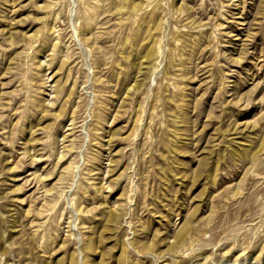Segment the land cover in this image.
I'll use <instances>...</instances> for the list:
<instances>
[{"label":"rangeland","instance_id":"374dc122","mask_svg":"<svg viewBox=\"0 0 264 264\" xmlns=\"http://www.w3.org/2000/svg\"><path fill=\"white\" fill-rule=\"evenodd\" d=\"M0 264H264V0H0Z\"/></svg>","mask_w":264,"mask_h":264},{"label":"bare ground","instance_id":"6f19581e","mask_svg":"<svg viewBox=\"0 0 264 264\" xmlns=\"http://www.w3.org/2000/svg\"><path fill=\"white\" fill-rule=\"evenodd\" d=\"M153 54H154V49L151 48L146 54V61L147 62L152 59ZM148 67H149V64H148ZM139 85H140V83L137 81L134 86L136 87V89H138ZM130 88H132V87H130ZM130 88H128V92L130 91ZM31 161H33V159H31ZM197 237H199V234L192 235V231L190 232V228L187 227V228L183 229L179 234H177L175 236L174 241L168 246V248L166 250L162 251L161 253L162 254L171 253L174 255L177 251H184L185 252L189 247L192 248L193 245L195 244V242L198 241V240H196ZM188 238L190 239L189 242H188ZM201 240H203V239H201ZM187 243H190L189 244L190 246H187ZM89 245L91 246V242H89ZM150 250H153V249H150Z\"/></svg>","mask_w":264,"mask_h":264}]
</instances>
